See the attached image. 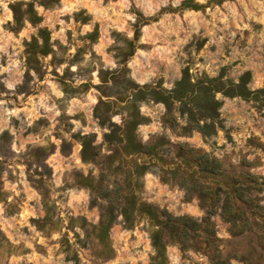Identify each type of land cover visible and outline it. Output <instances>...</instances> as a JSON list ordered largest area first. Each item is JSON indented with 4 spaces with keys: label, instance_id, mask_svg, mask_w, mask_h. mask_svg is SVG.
<instances>
[{
    "label": "rangeland",
    "instance_id": "1",
    "mask_svg": "<svg viewBox=\"0 0 264 264\" xmlns=\"http://www.w3.org/2000/svg\"><path fill=\"white\" fill-rule=\"evenodd\" d=\"M31 1L0 0V264H245L243 257L264 264V0L36 5L43 20L38 28L48 29L56 52L30 65L26 47L38 28L27 22L16 30L11 5ZM185 1L200 9L184 8ZM137 28L140 38L133 42ZM95 30L96 41L90 36ZM186 68L193 81L238 83L250 73L249 88L263 93L258 99L217 93L222 106L215 121L200 118L201 125L214 126L212 136L184 130L188 117L179 102L168 109L152 94H139L144 123L136 133L163 158L146 160L139 199L202 224L207 213L200 195L212 182L196 174L195 154L187 149L219 160L228 180L250 171L262 186L254 191L256 212L246 209L253 224L242 236H234L218 209L211 219L218 241L207 246L205 225L185 237L180 230L166 238V262H154L146 217L128 228L120 216L108 234L97 229L103 202L83 183L99 170L84 163L82 138H93L100 157L115 155L118 148L105 144L104 135L131 113L130 89L169 91ZM171 170L197 189L182 186Z\"/></svg>",
    "mask_w": 264,
    "mask_h": 264
},
{
    "label": "trees",
    "instance_id": "2",
    "mask_svg": "<svg viewBox=\"0 0 264 264\" xmlns=\"http://www.w3.org/2000/svg\"><path fill=\"white\" fill-rule=\"evenodd\" d=\"M59 4L60 0H34L29 3L17 2L12 4L11 10L14 14L15 29H22L27 22L38 28L43 20L36 10V5L48 9ZM183 7L194 10L200 9V5H191L189 1H185ZM140 32L141 29L137 28L133 42L139 40ZM90 36L92 40L96 41L98 31L95 30ZM39 39L43 41L42 45H39ZM50 40L51 33L48 29L38 28V35L27 43L28 64H33L39 56L52 54L55 57L54 44ZM250 81V73L244 74L238 83L234 81L224 83L221 78L209 77L193 81L189 69L186 68L182 78L169 91H164L158 86L145 85L140 87L135 84L137 89H130L132 99L127 101V107L131 109L128 118L121 127L114 125L115 128L110 129L104 135L105 144L115 145L118 148L116 154L100 157V152H94L96 147L93 146V138L89 135L82 138L84 163L93 164L99 170L97 177L89 175L85 177L83 183L92 191L96 201L103 202L99 206L100 222L97 229L103 234H108L120 216L123 224L128 228L137 224L138 217H146L152 227L151 241L156 253L153 261L160 260L163 263L167 260L166 252L169 245L166 238L180 236V230L184 232L183 236L185 237L189 235L190 231L202 230L203 225H205L204 231L210 234L211 238L207 246L211 240L216 239L215 228L211 219L218 212V209L221 210V216L230 223L234 236H242L244 230L253 224L251 217L246 215V209H250L252 213L256 212L258 203L254 191L262 186L261 178L247 171L228 180L219 160L212 159L208 154H201L193 149L186 151V146L180 145L179 148L185 150V154H195L193 157L197 161L196 174L203 175L202 179L212 182L200 195L202 205L207 213L202 224L190 217H173L166 209L161 210L156 206L143 203L139 199V183L148 170V161L146 160L155 158L161 161L163 158L160 157V153H152L151 146L146 145L138 138L136 132L138 127L144 123V118L140 115L137 104L141 101L139 94H152L154 101L163 102L168 109H171L173 102H179L182 105L181 112L187 114L188 117V125L184 130L187 132L198 130L205 136H212L216 134L214 126L212 127L207 123L201 125L200 120L211 119L215 121L222 106V102L216 98L217 93L230 98L258 99L263 91L251 90L249 88ZM159 141L162 143L163 139ZM178 173L177 170H171L174 180L178 178L176 181L189 191L197 189V184L187 185V181L183 177H179ZM241 176L244 178V183L240 182ZM245 191L249 192V195H246ZM171 222L175 223L172 224ZM191 224L194 227H190ZM216 240L218 241V238ZM180 244L187 247L183 241H180ZM243 261L245 264H251L245 257H243ZM74 264H79V262L76 261Z\"/></svg>",
    "mask_w": 264,
    "mask_h": 264
},
{
    "label": "clouds",
    "instance_id": "3",
    "mask_svg": "<svg viewBox=\"0 0 264 264\" xmlns=\"http://www.w3.org/2000/svg\"><path fill=\"white\" fill-rule=\"evenodd\" d=\"M165 3H167V0H164ZM179 2V0H177V3ZM162 6V5H161ZM175 6V5H174ZM131 18V17H130ZM9 87H12V85H8Z\"/></svg>",
    "mask_w": 264,
    "mask_h": 264
}]
</instances>
